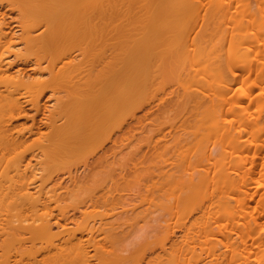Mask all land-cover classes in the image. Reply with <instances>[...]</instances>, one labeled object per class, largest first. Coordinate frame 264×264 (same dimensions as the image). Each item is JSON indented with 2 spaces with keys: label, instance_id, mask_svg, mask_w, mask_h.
Segmentation results:
<instances>
[{
  "label": "bare ground",
  "instance_id": "6f19581e",
  "mask_svg": "<svg viewBox=\"0 0 264 264\" xmlns=\"http://www.w3.org/2000/svg\"><path fill=\"white\" fill-rule=\"evenodd\" d=\"M153 165L134 257L107 210ZM94 261L264 264V0H0V264Z\"/></svg>",
  "mask_w": 264,
  "mask_h": 264
},
{
  "label": "rangeland",
  "instance_id": "374dc122",
  "mask_svg": "<svg viewBox=\"0 0 264 264\" xmlns=\"http://www.w3.org/2000/svg\"><path fill=\"white\" fill-rule=\"evenodd\" d=\"M232 93H233V88H232ZM50 101V102H49ZM48 101V103H54L55 101L54 100H49ZM27 112H29V113H32V110H30V109H27ZM22 119V121H19V120H21ZM21 119H19L18 121H16L17 123L18 122H24V121H26L25 120V118H21ZM30 121V122H29ZM26 123L27 124H30L31 123V120H28V121H26ZM139 132V133H138ZM142 131H135L134 132V136L136 137V135H137V137L136 138H138V135H139V138H138V140L137 139H135V140H133L135 137L133 136L132 138L133 139H131L133 142H131V140H129V142L130 143H128V147H126L124 150H123V152L124 151H126V152H124V154H122L123 155V157H128L129 159H130V157H131V155H132V153H133V151L136 149V147L137 146H140L141 145V143L143 142V137L145 136V132H142ZM135 133H138V134H136L135 135ZM34 137V136H33ZM33 137H31L30 139L32 140H29V142L28 143H30V144H32V145H34V148H38L39 147V144L40 143H36V142H34V140H33ZM154 138H156V137H154ZM141 139V140H140ZM137 140V141H136ZM140 142V143H139ZM133 143H138L137 145H135V144H133ZM130 145V146H129ZM132 145H133V147H132ZM135 147V148H134ZM130 148H131V150H130ZM133 148V149H132ZM38 150H40V149H37V151ZM133 150V151H132ZM132 151V153H130V154H128V152H131ZM128 154V155H127ZM42 154L39 152V154L36 156V158H34V159H32V162L33 163H38L39 162V160H41L42 158H44V159H42V161L43 160H45V156L43 157V155L41 156ZM121 155V156H122ZM125 155V156H124ZM130 155V156H129ZM30 156V155H29ZM39 156V157H38ZM40 158V159H39ZM113 158V157H112ZM118 158V159H117ZM116 158V160H118L117 162L120 164V165H127L126 163H128L129 162V160L127 159V160H125L124 158V160L122 159L121 160V158L122 157H117ZM34 160V161H33ZM112 160V159H111ZM120 160V161H119ZM36 161V162H35ZM38 161V162H37ZM123 161H125L124 163H122ZM148 163V162H147ZM147 163H145V164H147ZM45 163H43V165H44ZM144 164V165H145ZM153 163L151 162V165H152ZM37 165V164H36ZM154 167L153 168H151L152 170H149V171H146L145 173H147L145 176L143 175V177H142V175H140V177H138V179L137 180H132V182H131V186H127L126 188H124L123 189V191H122V193H123V195H122V198H123V202L121 203V204H119L118 206L119 207H116V209H114V208H111L110 210H107V211H109L111 214H110V216H108V218L109 217H111L112 218V216L115 214V213H117V214H115L114 216H113V218H115V216L117 217V215L118 214H122L123 216H124V214H125V216L123 217L122 215H119L120 217H122V218H120V217H118L117 219L119 220H124V219H127V216H128V214H130L131 215V213H132V216H128V218H131L130 220L129 219H127V220H129L128 222L129 223H131V224H129L128 222H127V220H124V221H121V225L119 224V226L117 227L118 229H116L117 231L118 230H122V228H123V232L121 233V230L120 231H118L119 232V235H118V232H117V234L116 235H114L115 236V238H114V236H113V238L112 239H117L118 238V240H116L115 242H116V244H114L115 245V247H121L122 246V248H123V246L124 247H126V246H128L129 244L128 243H126V242H130V241H132L133 242V240H135V239H137V238H139V239H137V242L136 243H139V241L140 242H144L145 241V244L148 242V241H152V240H154V238L153 239H151V238H147V237H149V235L150 234H152V232H153V234L155 235V233H157L156 231H158V230H160V228H159V226H158V222H159V224L161 225V224H164L165 223V221H166V219L167 218H162V217H166V216H168V215H166L165 216V214L168 212V211H170V210H172L173 211V205H172V203L166 198L167 197V195H166V197H165V194L164 193H166V192H164L165 191V189H166V185L164 184V186L165 187H161V185H160V187H159V185H158V183H157V180L159 179V177H160V173H161V171H166V170H169L168 168L170 167V166H166L167 168H165V167H161V168H159L158 166H155V165H153ZM159 171V173H157V176L155 175L154 176V174L157 172H155L154 170H156V169ZM163 168V169H162ZM160 169H161V171H160ZM173 171V170H172ZM149 172V173H148ZM154 172V173H153ZM182 174H184L183 172H181ZM46 176V175H45ZM148 176H154L153 177V179H152V181H151V177H148ZM130 178H131V176H130ZM147 178H149V179H147ZM141 179V180H140ZM143 180H144V182H145V180L147 181L148 180V183L147 184H145L144 182H143ZM184 180V179H183ZM42 181V180H41ZM41 181H39V182H41ZM153 181H155L157 184H155V182H153ZM153 182V184H155V185H153L154 187L152 188L151 187V183ZM136 183V184H135ZM138 183V184H137ZM141 183H143V184H141ZM181 183V182H180ZM182 184V183H181ZM138 185V186H137ZM141 185V186H140ZM145 185V186H144ZM158 185V186H157ZM144 186V187H143ZM143 187V188H142ZM155 187H159V188H161V190H162V192L160 191L159 192V188H155ZM146 188H148V190L150 189L151 190V192H152V189H154L155 190V192L157 193L155 196H156V199H158V200H155V198L153 197V195H152V197H153V200H151L152 199V197L150 196V194H148L149 192H148V190H146ZM152 188V189H151ZM157 189V190H156ZM143 190V191H142ZM149 190V191H150ZM146 191V192H145ZM142 192V193H141ZM154 192V191H153ZM143 193H147V194H143ZM142 196H141V195ZM158 194L160 195V196H158ZM162 194L164 195V196H162ZM148 196V199H146L147 198V196ZM158 197V198H157ZM161 197V198H160ZM163 197V198H162ZM130 198V199H129ZM131 198H133V200H131ZM143 200H142V199ZM126 199H128L127 201H126ZM136 199V200H135ZM146 199V200H145ZM155 200V201H154ZM163 200H164V202H163ZM125 201H126V204H125ZM147 201V202H146ZM163 202V204H162V202ZM195 201H197V200H195ZM133 202V203H132ZM136 202V203H135ZM141 202H143L142 204H141ZM155 204H154V203ZM192 202V201H191ZM198 203H196V204H193V205H191V207H188V209L186 208V210H190L189 212H190V214H189V216H190V218H189V216H188V218L190 219V220H193V219H195L196 217H198L199 216V214H201L200 212H201V210H203V209H201L200 207L201 206H199V204L201 205V199H199L198 201H197ZM132 203V204H131ZM131 204V205H130ZM145 204H147L146 206H145ZM157 204H159V205H157ZM161 204V205H160ZM170 204V205H169ZM121 205H123V207H121ZM128 205H130V206H128ZM150 205H151V207H153V208H151L150 207ZM125 206V207H124ZM136 206H138V207H136ZM143 206H145L144 208L145 209H143ZM127 207H129V208H127ZM131 207H133V209L131 208ZM149 207V208H148ZM158 207V208H157ZM138 208H141V210H139ZM155 208H157V209H155ZM162 209L163 210V212H164V214L162 213V216H161V214H160V212H162L161 210H158V209ZM169 208V209H168ZM192 208V209H191ZM196 208H197V210H196ZM102 210H103V208H101ZM136 209V210H135ZM138 209V210H137ZM167 209V210H166ZM105 210V209H104ZM105 210V211H106ZM120 210V211H119ZM133 210H134V212H133ZM144 210V211H143ZM152 210V211H151ZM157 210V213L156 212H154L153 213V211H156ZM164 210H166V211H164ZM125 213H124V212ZM127 211V212H126ZM131 211V213H128V212H130ZM137 211V212H136ZM139 211H141L140 212V214L138 213ZM159 211V212H158ZM192 211V212H191ZM196 211V213H194ZM136 212V213H135ZM198 212V213H197ZM126 213H128L127 215H126ZM153 215H151V214ZM156 213V214H155ZM173 213V212H172ZM178 213V212H177ZM195 215H194V214ZM78 214L80 215V213L78 212ZM136 214V217L134 216V215ZM142 214V215H141ZM146 214V215H145ZM158 214V216L160 217V218H162V219H164V220H161L160 221V219L159 218H157V219H159V221L157 220V219H155L154 217H156V215ZM164 215V216H163ZM174 215H175V217H174ZM143 216H145V217H143ZM149 216H150V218H149ZM172 218L174 219V220H176L177 219V217H178V215L175 213H173L172 215ZM194 216V217H193ZM143 217V218H142ZM169 217V216H168ZM124 218V219H123ZM136 218V219H135ZM139 218V219H138ZM138 219V220H137ZM144 219V220H143ZM146 219V220H145ZM148 219V220H147ZM154 219V220H153ZM119 220V221H120ZM132 220V221H131ZM134 220V221H133ZM140 220V221H139ZM153 220V222L155 223V224H157V225H149L150 227H154V226H156L155 228L157 229H154V231H151L150 232V230H152V228H149L148 229V227L149 226H147V224L149 223V224H152L151 223V221ZM155 220H157L158 222H155ZM143 223H142V222ZM164 221V222H163ZM114 224H115V226H117L118 224L116 223L117 222V220H115V222L114 221H112ZM123 222V223H122ZM148 222V223H147ZM74 224V226H75V223H72V225ZM123 224V225H122ZM137 226H136V225ZM138 224H139V226H138ZM77 225V224H76ZM125 225V226H124ZM126 225H128V226H126ZM132 225H134L133 227H132ZM147 226V227H146ZM124 227H125V229H124ZM129 227V228H128ZM135 227V229H133ZM137 227H140L141 229L143 228L144 229V227H146L145 229H148L149 230V232H150V234H149V232L146 230L145 231V234H149L147 237L145 236V234L143 233L144 232V230L142 229V230H140L141 231V233L147 238V241H146V238L145 237H143V239H145L144 241H143V239H142V235L139 237V235H138V233H140V231L138 230V229H136ZM161 227V226H160ZM128 230H127V229ZM139 228V229H140ZM159 228V229H158ZM131 230H133L132 232H131V234H129L128 232H130ZM134 230H137V231H139V232H137L136 234L134 233ZM127 231V232H126ZM147 232V233H146ZM159 232V231H158ZM179 233H178V236H180V232L181 231H178ZM125 233V234H124ZM127 233V234H126ZM134 235H136V236H132L133 234ZM160 233V232H159ZM128 234H129V236H128ZM123 235V236H122ZM127 235V236H126ZM130 236H131V239L133 238V240H130L129 238H130ZM138 236V237H137ZM156 236L158 237L157 239H159V238H163V236H162V234H156ZM125 237V238H124ZM137 237V238H136ZM151 237V236H150ZM175 238H177V236H175ZM174 238V239H175ZM129 239V240H128ZM142 240V241H141ZM159 240H161V241H157L156 242V244H157V247L158 246H161V244H162V242H163V240L162 239H159ZM172 240V239H171ZM119 243H118V242ZM173 241V240H172ZM172 241L171 242H168V244H171L172 243ZM114 242V243H115ZM123 242H125L126 243V246H125V243H124V245H122V243ZM135 242V241H134ZM132 243V244H130V245H132L133 247H130V245H129V247H130V249H129V247H126V248H128L127 250H125L124 252H126L127 251V253H128V255H131L132 253H133V255L134 254H137L138 253V248L136 247V246H139V248L141 247V245H143V243H141L140 245L138 244H136V243ZM121 243V244H120ZM128 244V245H127ZM136 244V245H135ZM119 245V246H118ZM135 245V246H134ZM151 245V244H150ZM170 246L171 245H169L168 247V250L170 251L171 250V248H170ZM136 247V248H135ZM144 248H140V249H145V248H147V247H149V245H148V243L146 244V246L144 245L143 246ZM125 248V249H126ZM131 249H133V251L135 250V252L136 253H134ZM162 248H160V247H158V249L155 251V253L154 252H149L148 254H149V256H153V255H156L157 253H158V251L159 250H161ZM129 250L130 251H132V253H129ZM137 250V251H136ZM143 251V250H142ZM141 251V252H142ZM148 251V250H147ZM162 251V250H161ZM161 251H159V253L161 252ZM126 254V253H125ZM137 255H134V257H136ZM149 256L147 257V259L149 258ZM165 257V256H164ZM96 264H98L96 261H94ZM144 263H146L145 261H144ZM92 264H94V263H92Z\"/></svg>",
  "mask_w": 264,
  "mask_h": 264
}]
</instances>
